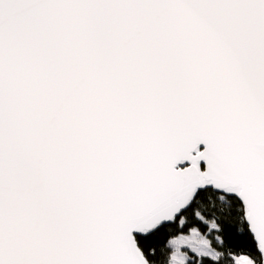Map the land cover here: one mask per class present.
<instances>
[{
  "label": "snow or ice",
  "instance_id": "snow-or-ice-1",
  "mask_svg": "<svg viewBox=\"0 0 264 264\" xmlns=\"http://www.w3.org/2000/svg\"><path fill=\"white\" fill-rule=\"evenodd\" d=\"M0 264H264V0H0Z\"/></svg>",
  "mask_w": 264,
  "mask_h": 264
}]
</instances>
